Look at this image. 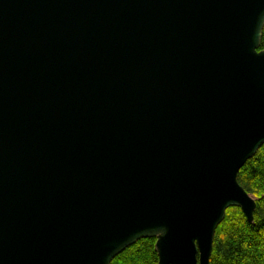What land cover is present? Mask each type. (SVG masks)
I'll return each mask as SVG.
<instances>
[{
	"label": "water",
	"instance_id": "95a60500",
	"mask_svg": "<svg viewBox=\"0 0 264 264\" xmlns=\"http://www.w3.org/2000/svg\"><path fill=\"white\" fill-rule=\"evenodd\" d=\"M264 0H0V264H210L264 145Z\"/></svg>",
	"mask_w": 264,
	"mask_h": 264
},
{
	"label": "trees",
	"instance_id": "16d2710c",
	"mask_svg": "<svg viewBox=\"0 0 264 264\" xmlns=\"http://www.w3.org/2000/svg\"><path fill=\"white\" fill-rule=\"evenodd\" d=\"M238 181L257 200L254 222L240 208H229L217 229L210 264H264V145L240 170ZM111 264H159L156 239L138 241Z\"/></svg>",
	"mask_w": 264,
	"mask_h": 264
}]
</instances>
